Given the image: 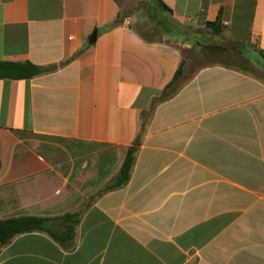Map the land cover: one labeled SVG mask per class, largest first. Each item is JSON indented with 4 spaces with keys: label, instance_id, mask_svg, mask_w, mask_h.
Returning a JSON list of instances; mask_svg holds the SVG:
<instances>
[{
    "label": "crops",
    "instance_id": "crops-1",
    "mask_svg": "<svg viewBox=\"0 0 264 264\" xmlns=\"http://www.w3.org/2000/svg\"><path fill=\"white\" fill-rule=\"evenodd\" d=\"M160 1L145 40L122 0H0V60L57 65L0 79V217L86 202L70 248L24 232L0 264H264V0Z\"/></svg>",
    "mask_w": 264,
    "mask_h": 264
},
{
    "label": "trees",
    "instance_id": "trees-1",
    "mask_svg": "<svg viewBox=\"0 0 264 264\" xmlns=\"http://www.w3.org/2000/svg\"><path fill=\"white\" fill-rule=\"evenodd\" d=\"M142 8L147 14L148 26L150 27H153L158 21L155 15L156 13L157 15H163L164 11H169L160 0H147ZM218 18L219 17L217 15L214 20L205 22V25L213 33L220 31ZM145 31L149 30L145 29ZM139 34L145 40L151 38L142 32ZM60 64H62V62L58 65ZM56 66V64H48L45 66L36 65L27 60H0V79H27L52 71L56 68ZM179 75L180 68H177L172 78L160 91L159 100H164L173 94L180 83ZM137 146L138 138H135L131 144L124 149L121 161L115 173L108 181L101 184L87 197V202L93 200L107 190L123 185L127 181L134 161ZM85 206L86 202L83 200L73 210L66 211L58 215L47 216L26 214L11 217H0V248L9 242L15 235L30 231L43 232L61 247L70 248L73 244L75 225Z\"/></svg>",
    "mask_w": 264,
    "mask_h": 264
},
{
    "label": "rangeland",
    "instance_id": "rangeland-1",
    "mask_svg": "<svg viewBox=\"0 0 264 264\" xmlns=\"http://www.w3.org/2000/svg\"><path fill=\"white\" fill-rule=\"evenodd\" d=\"M122 1H123V11H126V13H128V15L132 18L133 24L138 30H140L141 32H143V34L151 38L160 37L159 32L157 30L145 31V27L147 25V17L145 15V11L143 10L141 3L136 2L135 0H122ZM204 53L205 52L200 53L198 50L196 52H193V56L191 60L192 65L188 69L189 72L195 69L196 65L204 63V61H207L209 59H212L208 53L205 54ZM187 74H184V77Z\"/></svg>",
    "mask_w": 264,
    "mask_h": 264
},
{
    "label": "water",
    "instance_id": "water-1",
    "mask_svg": "<svg viewBox=\"0 0 264 264\" xmlns=\"http://www.w3.org/2000/svg\"><path fill=\"white\" fill-rule=\"evenodd\" d=\"M93 37H94V32H91L88 41H91L93 39Z\"/></svg>",
    "mask_w": 264,
    "mask_h": 264
},
{
    "label": "built area",
    "instance_id": "built-area-1",
    "mask_svg": "<svg viewBox=\"0 0 264 264\" xmlns=\"http://www.w3.org/2000/svg\"><path fill=\"white\" fill-rule=\"evenodd\" d=\"M125 22L127 23L128 22V19H125Z\"/></svg>",
    "mask_w": 264,
    "mask_h": 264
}]
</instances>
